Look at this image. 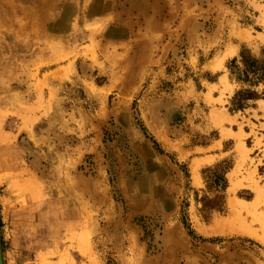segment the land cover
Segmentation results:
<instances>
[{
	"label": "rangeland",
	"instance_id": "rangeland-1",
	"mask_svg": "<svg viewBox=\"0 0 264 264\" xmlns=\"http://www.w3.org/2000/svg\"><path fill=\"white\" fill-rule=\"evenodd\" d=\"M0 230L4 264H264V0H0Z\"/></svg>",
	"mask_w": 264,
	"mask_h": 264
},
{
	"label": "bare ground",
	"instance_id": "bare-ground-1",
	"mask_svg": "<svg viewBox=\"0 0 264 264\" xmlns=\"http://www.w3.org/2000/svg\"><path fill=\"white\" fill-rule=\"evenodd\" d=\"M198 162H199V161H198ZM198 162H197V163H198ZM197 163H195V164H197ZM193 167H194V166H193ZM194 169L196 170V173H197V169H198V168L196 169V166H195ZM2 175H3V174H2ZM157 178H158V177H157ZM27 182L29 183V181H27ZM25 184H26V183H25ZM244 202H245V201H244ZM230 203H231V205L233 206L232 208L236 210V209H237V202H235V201L233 202V201H232V202H230ZM245 222H246V221H245ZM246 223H247V222H246ZM0 235H1V230H0ZM44 257H45V256H44ZM42 260H45V259H43V257H42ZM3 262H4V259H3ZM60 264H61V263H60ZM62 264H64V263L62 262Z\"/></svg>",
	"mask_w": 264,
	"mask_h": 264
},
{
	"label": "water",
	"instance_id": "water-1",
	"mask_svg": "<svg viewBox=\"0 0 264 264\" xmlns=\"http://www.w3.org/2000/svg\"><path fill=\"white\" fill-rule=\"evenodd\" d=\"M0 264H4V262H3V250H2L1 235H0Z\"/></svg>",
	"mask_w": 264,
	"mask_h": 264
}]
</instances>
